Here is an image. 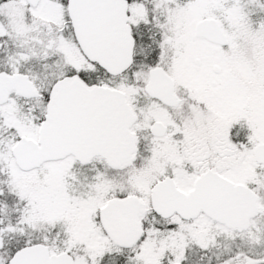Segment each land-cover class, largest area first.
I'll return each mask as SVG.
<instances>
[{
	"label": "snow or ice",
	"instance_id": "6c2138e0",
	"mask_svg": "<svg viewBox=\"0 0 264 264\" xmlns=\"http://www.w3.org/2000/svg\"><path fill=\"white\" fill-rule=\"evenodd\" d=\"M0 264H264V0H0Z\"/></svg>",
	"mask_w": 264,
	"mask_h": 264
}]
</instances>
